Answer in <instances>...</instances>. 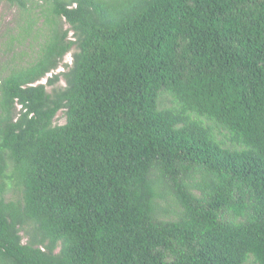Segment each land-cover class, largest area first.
Here are the masks:
<instances>
[{"label":"trees","instance_id":"obj_1","mask_svg":"<svg viewBox=\"0 0 264 264\" xmlns=\"http://www.w3.org/2000/svg\"><path fill=\"white\" fill-rule=\"evenodd\" d=\"M3 4L0 264H264V0Z\"/></svg>","mask_w":264,"mask_h":264},{"label":"rangeland","instance_id":"obj_2","mask_svg":"<svg viewBox=\"0 0 264 264\" xmlns=\"http://www.w3.org/2000/svg\"><path fill=\"white\" fill-rule=\"evenodd\" d=\"M16 17V11L15 9H8L5 4L0 6V20H2V27L0 28V34L4 32L5 28L13 23ZM67 27V26H66ZM68 28V27H67ZM72 63V54H69L65 59V64H71ZM64 66L59 69L58 72L64 71ZM45 82V80H44ZM65 82H60V86H64ZM66 122L64 113H59L56 119L57 124H64Z\"/></svg>","mask_w":264,"mask_h":264}]
</instances>
